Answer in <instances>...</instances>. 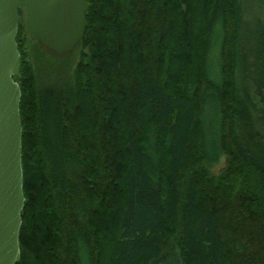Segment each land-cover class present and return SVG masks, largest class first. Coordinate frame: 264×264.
Returning a JSON list of instances; mask_svg holds the SVG:
<instances>
[{
	"label": "trees",
	"instance_id": "trees-1",
	"mask_svg": "<svg viewBox=\"0 0 264 264\" xmlns=\"http://www.w3.org/2000/svg\"><path fill=\"white\" fill-rule=\"evenodd\" d=\"M84 1L75 79L44 86L33 46L73 49L19 8L16 264H264V0Z\"/></svg>",
	"mask_w": 264,
	"mask_h": 264
},
{
	"label": "water",
	"instance_id": "water-1",
	"mask_svg": "<svg viewBox=\"0 0 264 264\" xmlns=\"http://www.w3.org/2000/svg\"><path fill=\"white\" fill-rule=\"evenodd\" d=\"M19 8L26 14L25 30L33 42L62 55L83 38L87 4L84 0H0V264L20 260L18 246L24 205L21 166L20 56L16 38Z\"/></svg>",
	"mask_w": 264,
	"mask_h": 264
},
{
	"label": "rangeland",
	"instance_id": "rangeland-1",
	"mask_svg": "<svg viewBox=\"0 0 264 264\" xmlns=\"http://www.w3.org/2000/svg\"><path fill=\"white\" fill-rule=\"evenodd\" d=\"M196 7V8H194ZM192 17H197V12L199 11V6L198 5H193L192 4ZM25 14V13H24ZM26 15H24L22 17V24L24 25L25 28V22H26ZM174 18V20L172 21H176L174 24V27L172 29H174V31L180 26L179 22L177 21V16H175V13L172 14V19ZM173 23H171L170 25H168V27H172ZM190 28L192 30H197L198 25L195 21L190 22ZM171 29V30H172ZM166 42L167 43H171L172 39L171 36H167L166 37ZM192 47L196 46V43L194 44V42H192ZM33 50L37 52L39 54H36L34 52L31 53L33 56L32 61L29 60L30 65L32 66L33 72L35 74V79L36 82L38 84V86H44L47 85L51 82H53L54 80H62V81H74V74H75V68H76V64L79 61V53H80V49L76 48L73 49L70 54L66 55V56H55L53 54H51L50 52L37 48L36 46H33ZM177 63L179 65H177ZM187 62L183 63L182 59L179 58L178 56L173 57L170 62L166 61L164 67H163V71L167 74L166 75V82H173V78L177 79L179 77V75H177L176 69L177 68H181L183 69L184 67H186ZM186 69V68H184ZM52 71H55L54 73H52ZM164 75V76H165ZM194 75H192L191 79L194 78ZM190 79V80H191ZM190 85H192L193 87V80L190 83ZM173 91H177V92H181L184 93L186 95L189 90L188 89H174L172 88ZM186 90V91H183ZM173 91H171V93H174ZM223 166V162H221L219 165L213 167L211 169L212 173L215 174L218 172V170H220ZM96 226L98 227V229H100L102 227V224L100 222L96 223ZM111 238L107 237V238H102L101 239V244L103 245V247L105 248V250H108L109 244H110Z\"/></svg>",
	"mask_w": 264,
	"mask_h": 264
}]
</instances>
